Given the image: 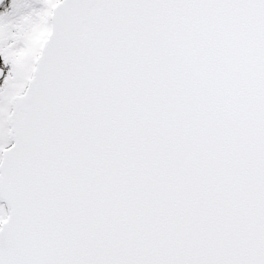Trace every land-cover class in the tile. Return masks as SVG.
<instances>
[{
  "label": "snow or ice",
  "instance_id": "obj_1",
  "mask_svg": "<svg viewBox=\"0 0 264 264\" xmlns=\"http://www.w3.org/2000/svg\"><path fill=\"white\" fill-rule=\"evenodd\" d=\"M0 264H264V0H0Z\"/></svg>",
  "mask_w": 264,
  "mask_h": 264
}]
</instances>
